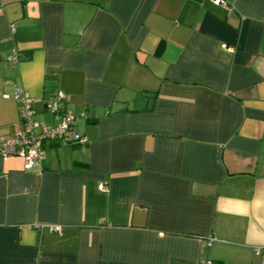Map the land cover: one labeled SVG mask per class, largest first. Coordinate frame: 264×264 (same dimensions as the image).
<instances>
[{"label":"crops","instance_id":"obj_1","mask_svg":"<svg viewBox=\"0 0 264 264\" xmlns=\"http://www.w3.org/2000/svg\"><path fill=\"white\" fill-rule=\"evenodd\" d=\"M226 3L0 0L2 90L86 138L0 153V264H262L264 0Z\"/></svg>","mask_w":264,"mask_h":264},{"label":"built area","instance_id":"obj_2","mask_svg":"<svg viewBox=\"0 0 264 264\" xmlns=\"http://www.w3.org/2000/svg\"><path fill=\"white\" fill-rule=\"evenodd\" d=\"M220 3L227 5L226 0H219ZM20 55H11L12 61H17ZM0 97L14 98L18 103L20 112V127L11 134L0 135V153L3 157L9 158L17 155L23 158L24 168L33 169L36 165H41L45 159L44 145L47 142L61 145H72L75 142L86 140L75 130L78 120L76 114L68 109L67 94L63 90H58L53 101L48 104L49 111L57 120L55 124H46L35 119L36 109L33 107V98L23 86H16L9 93L2 90L0 80ZM38 128V132H35ZM100 189H106V183L99 184ZM53 230L61 233L60 225H52ZM255 252L262 256L264 264V246L258 245ZM197 264H219L216 260L200 259Z\"/></svg>","mask_w":264,"mask_h":264},{"label":"trees","instance_id":"obj_3","mask_svg":"<svg viewBox=\"0 0 264 264\" xmlns=\"http://www.w3.org/2000/svg\"><path fill=\"white\" fill-rule=\"evenodd\" d=\"M59 145V144H58Z\"/></svg>","mask_w":264,"mask_h":264}]
</instances>
